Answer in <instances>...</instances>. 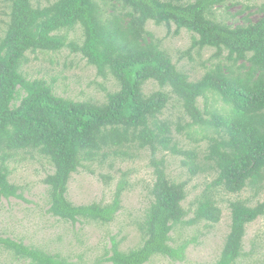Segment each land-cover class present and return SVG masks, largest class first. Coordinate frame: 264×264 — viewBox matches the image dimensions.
<instances>
[{"label": "trees", "instance_id": "trees-1", "mask_svg": "<svg viewBox=\"0 0 264 264\" xmlns=\"http://www.w3.org/2000/svg\"><path fill=\"white\" fill-rule=\"evenodd\" d=\"M9 1L0 37V202L22 199L9 181L7 162L19 152H35L53 167L42 181L48 188V213L72 224L108 225L121 210L126 173L111 202L80 206L66 198L71 176L85 163L102 164L100 157L112 154L124 161L133 159L130 150H147L154 181L137 222L142 243L123 252L112 238L104 258L111 264H146L154 256L184 261L194 239L177 243L171 234L179 227L217 225V191L237 196L251 188L256 197L263 190L264 0L253 12L255 21L243 16L240 23L234 15L222 19L224 14H217L233 6L232 0H55L43 7H34L33 0ZM148 22L169 31L174 27L175 36L181 30L191 33L187 53L213 49L216 61L199 80L190 81L146 30ZM75 27L82 32L80 44L65 34ZM64 48L80 55L98 77L112 78L117 90L100 104L72 101L54 95L42 79L29 80L22 73L27 54ZM150 81L160 90L145 96L142 89ZM208 97L222 107L209 109ZM199 99L205 101L202 109ZM171 100L181 111L175 123L160 119ZM174 135L191 138L195 146L181 148ZM200 143L205 144L202 157ZM163 153L182 158L191 177L213 176L192 210L182 207L187 184L169 181L164 158L157 159ZM250 202H229V233L215 264H238L246 257L245 228L264 216V202L253 207ZM0 249L29 264H67L59 255L8 238H0Z\"/></svg>", "mask_w": 264, "mask_h": 264}, {"label": "rangeland", "instance_id": "rangeland-1", "mask_svg": "<svg viewBox=\"0 0 264 264\" xmlns=\"http://www.w3.org/2000/svg\"><path fill=\"white\" fill-rule=\"evenodd\" d=\"M55 0H33L34 7H43ZM261 0H232L235 3L228 9H221L222 19L234 15L240 23L243 16L252 21L257 18L253 12L261 4ZM10 8L9 0H0V37L3 35ZM228 14V15H225ZM232 24L234 21H230ZM146 30L156 39L167 53L176 68L185 73L189 80L195 82L201 78L211 63L213 49L201 51L188 48L192 34L181 30L179 35H173L164 27L155 26L152 22L146 24ZM69 40L80 44L82 32L79 27L65 33ZM27 63L22 67V73L29 80L42 79L51 87L54 95L72 101H91L103 103L107 93L117 90L115 81L109 76L104 79L97 76L96 70L87 65L86 61L64 48L60 52H36L27 54ZM160 90L154 82L143 86L145 96ZM168 89H165L167 91ZM207 105L221 108L220 101L208 97ZM205 101L198 100L202 109ZM180 107L173 100L168 104L160 119H168L175 123L181 115ZM181 148L191 149L195 144L191 138L184 135H174ZM200 157L205 150V144L198 145ZM133 159L120 160L109 154L102 164L85 163L77 173L70 178L66 198L75 206L90 203L106 204L111 202L117 183L126 173L128 187L121 197V210L113 222L101 225L91 222L62 221L48 213V188L43 184L46 175L53 172L48 160L37 153H17L13 160L7 162L9 181L16 185L22 199H8L0 202V238H8L25 246L38 248L50 255H59L67 264H111L104 261L105 253L110 251L111 239L120 242V251L127 252L141 245L137 222L143 219L144 212L150 202L149 191L154 181L153 171L149 166L147 150H130ZM165 160L166 174L171 182L187 184V196L182 203L185 210H192L193 202L213 176L208 172L191 177L186 168L181 165L182 158L168 153L157 154V159ZM218 206L221 209V220L217 225L203 224L191 228L179 227L171 237L177 243L191 242L185 251L183 262H173L165 257L154 256L146 264H215L222 251L230 228V211L228 204L236 199L250 200V206L264 202V188L254 197L251 188L245 189L240 195H229L216 192ZM191 214V213H190ZM192 217L190 215L188 218ZM244 256L238 264H264V216L258 218L245 228L243 240ZM0 264H29L28 261L14 260L13 257L0 249Z\"/></svg>", "mask_w": 264, "mask_h": 264}]
</instances>
